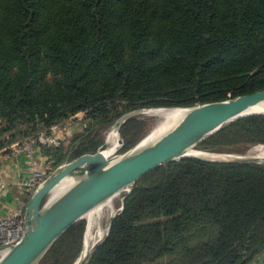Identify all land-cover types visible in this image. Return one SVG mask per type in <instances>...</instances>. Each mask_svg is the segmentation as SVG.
Instances as JSON below:
<instances>
[{
	"label": "trees",
	"instance_id": "16d2710c",
	"mask_svg": "<svg viewBox=\"0 0 264 264\" xmlns=\"http://www.w3.org/2000/svg\"><path fill=\"white\" fill-rule=\"evenodd\" d=\"M264 88V0H0V148L68 120L40 144L61 164L104 143L124 114L191 107ZM83 112L82 117H77ZM151 121L121 126L119 152ZM264 145V114L226 124L197 148ZM86 221L39 264H75ZM264 261V161L183 157L140 177L87 264H259Z\"/></svg>",
	"mask_w": 264,
	"mask_h": 264
},
{
	"label": "water",
	"instance_id": "95a60500",
	"mask_svg": "<svg viewBox=\"0 0 264 264\" xmlns=\"http://www.w3.org/2000/svg\"><path fill=\"white\" fill-rule=\"evenodd\" d=\"M264 88L184 107V115L155 140L140 145V141L120 155L108 157L106 140L95 152L84 153L66 162L29 197L25 209V232L17 244L0 255V264H39L59 237L75 222L121 192L129 191L134 183L157 166L183 157H198L211 161L263 162L264 158L248 154H234L225 159L205 158L188 154L223 126L239 118L264 114ZM142 109L124 114L114 123L118 131L130 117ZM124 140L119 137V143ZM74 182L58 196L51 198L53 189L65 178ZM94 244L89 255L75 264H87L110 231ZM86 232V231H85ZM85 237V234H84ZM83 241V248H84ZM3 248L0 247V251ZM83 251V250H82ZM82 254V253H81Z\"/></svg>",
	"mask_w": 264,
	"mask_h": 264
},
{
	"label": "built area",
	"instance_id": "2783aa9c",
	"mask_svg": "<svg viewBox=\"0 0 264 264\" xmlns=\"http://www.w3.org/2000/svg\"><path fill=\"white\" fill-rule=\"evenodd\" d=\"M83 112L78 113L77 117H82ZM72 120H68L63 124H56L51 127V132L48 134L41 131L37 135L23 137L19 140L11 142L0 148V191L4 192L9 188V183L3 172V165L11 158L16 156H24L25 169L18 177L16 184L22 192L27 191L31 196L47 179L57 171L64 163L57 164L52 157H46L42 160L39 158L38 145L55 143L58 144L56 137L57 131L62 126H67ZM118 146L119 137L117 139ZM119 147V148H120ZM119 150V149H118ZM17 204L9 211L0 213V255L10 249L13 245L20 242L25 232V209L27 201H22L20 195L16 196ZM122 209V207H121ZM259 264H264V261Z\"/></svg>",
	"mask_w": 264,
	"mask_h": 264
},
{
	"label": "bare ground",
	"instance_id": "6f19581e",
	"mask_svg": "<svg viewBox=\"0 0 264 264\" xmlns=\"http://www.w3.org/2000/svg\"><path fill=\"white\" fill-rule=\"evenodd\" d=\"M261 104L264 107V103ZM185 111L186 110L184 109V107H154L151 109L144 110L143 113L145 112L157 117L158 122L154 126V128L146 136L143 137V139L140 141V145L149 143L158 138L162 133H164L172 125H174L184 115ZM117 133L118 132L116 131V129H114L112 132H110L108 136V143H110V146L104 151L105 155L108 157H114L113 153L118 147ZM188 154L205 158L225 159L238 153H226L194 149L189 151ZM248 155L264 158V145H257L254 149L248 152ZM73 182L74 179L71 176L63 179L53 189L51 193V198L58 196ZM114 198L115 196L107 200L104 204L97 206L96 208L88 212V214L85 216V218L87 219V226L85 232V243L81 254V259L86 258L93 249L94 244L106 235L107 228L103 227L101 219L103 214L107 210H112L114 208Z\"/></svg>",
	"mask_w": 264,
	"mask_h": 264
},
{
	"label": "crops",
	"instance_id": "0c3cea01",
	"mask_svg": "<svg viewBox=\"0 0 264 264\" xmlns=\"http://www.w3.org/2000/svg\"><path fill=\"white\" fill-rule=\"evenodd\" d=\"M78 124H75L74 121L67 126H62L58 129L56 137L59 140H64L66 138L73 137L77 132H79ZM40 159H46V155L42 152L40 146L38 145V154ZM3 172L5 174V178L9 183V188L2 192L0 191V213L4 211H9L17 204L16 196L20 195L22 201H28L29 193L21 191L16 184V181L20 174L23 173L25 169V158L24 156H16L11 158L9 161L5 162L3 165Z\"/></svg>",
	"mask_w": 264,
	"mask_h": 264
},
{
	"label": "rangeland",
	"instance_id": "374dc122",
	"mask_svg": "<svg viewBox=\"0 0 264 264\" xmlns=\"http://www.w3.org/2000/svg\"><path fill=\"white\" fill-rule=\"evenodd\" d=\"M151 108H154V107H148V108H141L143 111L144 110H146V109H151ZM158 108V107H157ZM135 117H139V118H142V119H146V120H149V122L151 121V124H149L150 125V128H149V130L147 131V133H146V135L154 128V126L157 124V122H158V119H157V117H155V116H153V115H150V114H148V113H143V112H141V113H139V114H136L135 115ZM81 118V117H80ZM114 130V125H112L109 129H108V131L106 132V135H105V141L106 140H108V136H109V134H110V132H112ZM118 133V137H122L121 136V133H120V130H118L117 131ZM145 135V136H146ZM142 140V139H141ZM140 140V141H141ZM104 141V142H105ZM110 146V143H108V147ZM257 145H254V146H251L250 148H248L247 149V151L246 152H242V153H239V154H248V152H250L252 149H254L255 147H256ZM119 147L120 146H118L117 147V149H116V151L113 153V155H120V154H122V153H124V152H119L118 151V149H119ZM226 153H230V152H226ZM131 189V188H130ZM128 191H124V192H121V193H119L118 195H116L115 196V198H114V208L112 209V210H107L104 214H103V216H102V221H101V223H102V225H103V227H106L107 229H108V226H109V224H110V219H111V216H112V214H116V213H118L119 211H120V209H121V207H122V205H123V197H124V194L125 193H127ZM30 197V196H29ZM113 211V212H112ZM82 220H84V221H86V226H87V219L86 218H84V219H82ZM84 239H85V237H84Z\"/></svg>",
	"mask_w": 264,
	"mask_h": 264
}]
</instances>
